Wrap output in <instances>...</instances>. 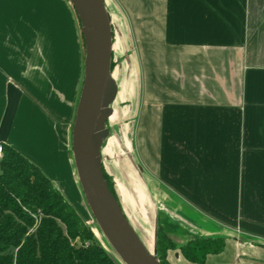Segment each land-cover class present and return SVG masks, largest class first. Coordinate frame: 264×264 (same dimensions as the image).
Here are the masks:
<instances>
[{
    "label": "crops",
    "instance_id": "0c3cea01",
    "mask_svg": "<svg viewBox=\"0 0 264 264\" xmlns=\"http://www.w3.org/2000/svg\"><path fill=\"white\" fill-rule=\"evenodd\" d=\"M121 1L146 18L133 140L141 164L131 169L154 209V248L157 196L173 225L202 233L187 210L232 237L205 264H264V0ZM70 4L0 0V142L78 207L72 140L85 41Z\"/></svg>",
    "mask_w": 264,
    "mask_h": 264
},
{
    "label": "trees",
    "instance_id": "16d2710c",
    "mask_svg": "<svg viewBox=\"0 0 264 264\" xmlns=\"http://www.w3.org/2000/svg\"><path fill=\"white\" fill-rule=\"evenodd\" d=\"M2 144L0 264H119L42 169L14 147ZM104 174L119 200L105 170ZM170 245L158 225L157 256L162 264H167ZM225 246L222 236L196 237L180 250L189 262L205 264L209 255Z\"/></svg>",
    "mask_w": 264,
    "mask_h": 264
},
{
    "label": "water",
    "instance_id": "95a60500",
    "mask_svg": "<svg viewBox=\"0 0 264 264\" xmlns=\"http://www.w3.org/2000/svg\"><path fill=\"white\" fill-rule=\"evenodd\" d=\"M85 41L84 80L73 126L77 176L97 225L124 264H162L128 219L103 170L102 147L111 131L119 86L113 76L114 34L105 0H69Z\"/></svg>",
    "mask_w": 264,
    "mask_h": 264
},
{
    "label": "rangeland",
    "instance_id": "374dc122",
    "mask_svg": "<svg viewBox=\"0 0 264 264\" xmlns=\"http://www.w3.org/2000/svg\"><path fill=\"white\" fill-rule=\"evenodd\" d=\"M106 2L109 10L113 14L114 54L112 72L119 86V97H117L113 104L114 113L107 123V127L110 129L111 134L109 138L104 141L102 147L104 159L103 167L113 189L119 197L128 219L135 226L140 235L145 237V234H148V236H150L148 238L145 237V239L148 241V247L153 251L154 230L152 229L151 223L147 221L142 223V221L139 220L128 194L130 171L133 164L132 160L135 161L137 165L141 164L134 152L133 140L135 119L138 114V104L142 97L143 90V67L140 64V49L146 47L148 37L146 33H139V30L142 29V26L146 25V18H134L131 13L130 5L132 3L130 2L126 3L121 0H107ZM77 21L79 20L77 19ZM116 179L124 185L123 199L119 194ZM156 197L155 213H157V217L159 218L158 225L162 232L169 238L171 243L170 247H172L167 251V256L165 257L167 264H180L174 257L175 253L180 254V247L196 237L222 236L225 238L226 245L227 241L232 239L230 235L223 233V230L213 222L187 210V216L201 226L203 229L202 233L192 234L181 226L173 225L161 212V207L163 206L162 199L160 200L159 197L158 199ZM68 201L75 207L78 214L86 225L90 227L95 237L106 248L109 254L119 264H124L101 232L87 205L86 199L78 203V207L74 202ZM236 233L237 235L240 234L239 231ZM76 242L79 245L82 243L79 238L76 239Z\"/></svg>",
    "mask_w": 264,
    "mask_h": 264
},
{
    "label": "bare ground",
    "instance_id": "6f19581e",
    "mask_svg": "<svg viewBox=\"0 0 264 264\" xmlns=\"http://www.w3.org/2000/svg\"><path fill=\"white\" fill-rule=\"evenodd\" d=\"M116 76V75H115ZM119 95V94H118ZM119 97V96H118ZM134 169L130 171V186L129 187V197L131 199V204L139 217V220L144 222H150L153 229V206L148 200L147 193L143 188L142 183L139 180L137 174H135ZM129 180V179H128ZM117 188L121 198L123 199L124 185L121 184L119 180L116 179ZM161 210H166L165 206L161 207ZM142 236V235H141ZM143 237V236H142ZM145 237H150L148 234H145ZM143 237V241L148 246V241Z\"/></svg>",
    "mask_w": 264,
    "mask_h": 264
},
{
    "label": "built area",
    "instance_id": "2783aa9c",
    "mask_svg": "<svg viewBox=\"0 0 264 264\" xmlns=\"http://www.w3.org/2000/svg\"><path fill=\"white\" fill-rule=\"evenodd\" d=\"M3 154H4V146H3V144L0 142V160H1L2 157H3Z\"/></svg>",
    "mask_w": 264,
    "mask_h": 264
}]
</instances>
